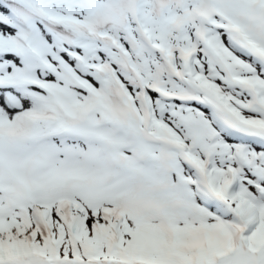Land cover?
I'll list each match as a JSON object with an SVG mask.
<instances>
[{
	"label": "snow or ice",
	"instance_id": "6c2138e0",
	"mask_svg": "<svg viewBox=\"0 0 264 264\" xmlns=\"http://www.w3.org/2000/svg\"><path fill=\"white\" fill-rule=\"evenodd\" d=\"M0 264H264V0H0Z\"/></svg>",
	"mask_w": 264,
	"mask_h": 264
}]
</instances>
